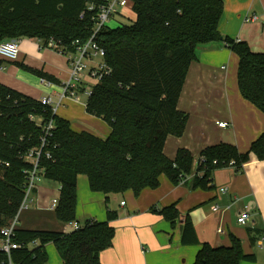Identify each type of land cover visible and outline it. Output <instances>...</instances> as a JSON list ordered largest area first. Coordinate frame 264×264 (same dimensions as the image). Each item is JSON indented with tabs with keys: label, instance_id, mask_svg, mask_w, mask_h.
Here are the masks:
<instances>
[{
	"label": "trees",
	"instance_id": "obj_1",
	"mask_svg": "<svg viewBox=\"0 0 264 264\" xmlns=\"http://www.w3.org/2000/svg\"><path fill=\"white\" fill-rule=\"evenodd\" d=\"M105 1L0 0V42L37 39L44 48L52 49L48 43L53 40L63 51L75 53L94 34L96 12H88V4L101 6ZM132 2L133 23L108 26L95 37L112 73L92 87L86 108L109 125L107 138L75 132L71 122L51 108L0 84V231L14 220L25 198L24 172L31 164L23 156L40 145L42 130L31 116L54 121L48 149L51 158L43 157L41 167L46 180L60 185L55 215L62 224L77 222L79 176L88 178L93 192L108 196L132 191L139 197L145 189H157L162 175L174 185L184 183L211 191L215 188L214 173L230 162L234 161L240 172L252 157L264 161V132L244 154L236 146L218 144L198 157L186 149H180L174 160L165 155L168 137H181L188 124L189 117L178 109V103L190 66L197 61V49L218 42L227 44L239 58L237 78L242 97L263 113L264 53H254L246 42L223 37L219 30L223 0ZM159 215L173 226L181 219L184 246H201L194 264L256 260L244 252L234 235L228 247L201 244L190 216L182 217L176 205L161 209ZM117 217V212L110 211L106 221L89 220L68 234L18 229L19 242L39 240L41 246L17 251L15 257L20 264H46L45 248L53 243L63 264H102L100 254L113 245L111 222ZM249 236L255 244L259 235L250 230Z\"/></svg>",
	"mask_w": 264,
	"mask_h": 264
},
{
	"label": "crops",
	"instance_id": "obj_2",
	"mask_svg": "<svg viewBox=\"0 0 264 264\" xmlns=\"http://www.w3.org/2000/svg\"><path fill=\"white\" fill-rule=\"evenodd\" d=\"M223 2L224 13L219 24L223 37L246 42L254 53H264V0ZM251 17L257 20L246 22ZM19 50L16 61L3 60L0 84L34 100L40 101L52 94L57 101L63 85L70 79L67 57L55 49L44 48L37 39L21 41ZM238 68V56L224 42L197 49V61L190 66L178 103V109L189 117L188 124L181 137H168L164 153L169 159L174 160L180 149L189 150L198 157L206 148L218 144L236 146L244 154L263 134L264 113L242 97ZM41 75L52 80L55 87H44ZM90 85L91 79L86 76L84 87ZM85 88L79 90L80 102L65 99L56 114L70 121L75 132L85 131L105 139L111 128L87 112L88 97L82 98ZM224 122L228 127L220 128L218 123ZM213 180L214 190L205 191L184 183L174 185L162 175L157 189H145L136 197L132 191L108 196L93 192L88 178L79 176L76 221L81 226L89 220L104 222L108 212H117V219L111 222L115 229L113 245L100 254L102 264H194L201 246H184L181 219L173 226L159 215L161 209L176 205L182 217L190 216L201 244L228 247L230 236L234 235L242 242L244 252L256 258L254 262L241 264H264V242L259 245L264 237V161L252 157L240 172L230 166L219 169ZM222 189L227 192L223 193ZM33 198V211L50 215V219L42 222L45 225L28 231L66 234L72 231L69 224L60 223L55 211L50 210L52 201L60 198L58 183L41 181ZM216 206L218 211H214ZM244 211L250 214L247 226L237 222ZM250 230L258 232L255 244L251 242ZM54 248L58 264H63L55 245ZM46 264H49V254Z\"/></svg>",
	"mask_w": 264,
	"mask_h": 264
},
{
	"label": "built area",
	"instance_id": "obj_3",
	"mask_svg": "<svg viewBox=\"0 0 264 264\" xmlns=\"http://www.w3.org/2000/svg\"><path fill=\"white\" fill-rule=\"evenodd\" d=\"M132 0H106L104 5L96 6L95 4H88L87 11L95 13L93 21H95V29L93 37L83 46H79L75 53L65 52L62 47H58V44L51 40L48 45L56 51L62 53L67 57L70 64V79L62 87V91L58 95V100L49 95L40 100L42 105L51 108L52 112L56 114V111L63 105L65 99L71 98L76 102L81 101L79 90L84 87L86 76L97 82H100L104 77L110 76L112 69L105 63V51L102 47L95 42V37L99 31L108 27L114 21H117L118 16L123 17V11L129 9L132 11ZM85 13L81 15L83 19ZM257 17H251L246 19V22L256 21ZM20 40H7L0 42V58L7 61H16L19 57ZM79 43V42H78ZM228 47V45L226 44ZM41 83L44 87L54 88L53 83L42 79ZM92 93V88H85L84 94L89 97ZM17 104V102H15ZM31 120L37 124L42 130V136L40 139V145L36 148L28 151L23 159L31 164V168L27 169L24 174L26 183L24 185V201L19 209L18 214L14 220L0 231V264H20L15 257L17 251L28 250L33 251L41 246L39 240H34L28 243L19 242L17 240L18 223L20 214L24 210H29L30 206L34 204V193L38 188V184L44 178V169L41 167V159L43 157L50 159L51 154L48 151L50 146V140L54 129V121H43L38 117L31 116ZM220 128H227L228 123H218ZM216 164V162H214ZM230 167H235V162L229 163ZM223 193L227 192V189H222ZM59 204V199H54L50 205V210L56 211ZM125 205V202L122 203ZM214 211H218V207H214ZM250 221V214L248 211H244L239 215L237 222L241 226H247ZM72 231H77L81 228L77 222L69 223ZM223 233V231H220ZM264 237H262L260 246L263 245Z\"/></svg>",
	"mask_w": 264,
	"mask_h": 264
},
{
	"label": "rangeland",
	"instance_id": "obj_4",
	"mask_svg": "<svg viewBox=\"0 0 264 264\" xmlns=\"http://www.w3.org/2000/svg\"><path fill=\"white\" fill-rule=\"evenodd\" d=\"M123 17L118 16L120 19V22L114 21L111 24H108L109 27L115 28L116 26H119L120 24H131L136 20V15L129 9H126L123 11ZM28 39L23 38L21 41H27ZM96 84V81L91 80V85L89 86V89H91ZM51 96L55 97V95L50 94ZM86 98L87 96H83L82 98ZM43 183H46L47 180L45 178L42 179ZM55 183V182H54ZM54 186V184L52 185ZM56 186H54L55 188ZM58 187H56L57 189ZM59 189V188H58ZM52 199V198H51ZM33 205L30 206L29 210H24L20 214V219L18 223V229H25V230H32V228H37L39 225H45V223H42L45 219H50V215L47 214H41L33 211L32 208ZM53 217V216H52ZM67 231L69 229H66ZM56 251L54 248V244L51 243L48 245V254H49V264H58L59 257L56 255Z\"/></svg>",
	"mask_w": 264,
	"mask_h": 264
}]
</instances>
